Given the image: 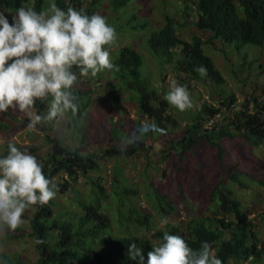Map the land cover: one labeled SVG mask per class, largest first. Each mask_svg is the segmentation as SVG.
<instances>
[{"label":"trees","instance_id":"1","mask_svg":"<svg viewBox=\"0 0 264 264\" xmlns=\"http://www.w3.org/2000/svg\"><path fill=\"white\" fill-rule=\"evenodd\" d=\"M138 0H0V12L9 10L16 14V10L23 7L33 8L37 12L48 10L52 3L62 10L73 7L83 9L84 13L91 16L105 4L114 12H125L129 7H135ZM86 4V7L83 5ZM187 6V5H186ZM192 12L195 16L192 25L203 34H208L211 40H219L225 45H236L241 48L244 45H252L264 48V0H193ZM190 13L187 14L189 18ZM11 23L12 21L9 20ZM173 19L167 18L166 23L160 29L151 32L148 37L150 50L162 58L168 64H174L176 70L191 78L199 79L201 76L194 71L198 66L207 68L209 81L214 85H222L224 78L214 66L210 57L205 54V46L208 42L199 34L193 35L189 40H184L177 35ZM114 65L119 66V71H111V78H104L97 74L95 79L102 80L106 86H112L117 92L118 87H123L135 93L138 104V112L154 122L163 130L157 136L172 135L180 129L181 135L169 137L167 146L171 151L183 156V152L190 150L199 139H205L211 147L219 151V159L222 158L223 149L219 141L231 136H241L252 146H260L264 143V105L256 98L252 100L253 110L249 105L245 109L236 111L234 120L229 119L221 125L205 128V117L215 118L224 110H231L230 103L225 99L221 103L223 108L214 109L202 107L193 115V122L182 125L169 113L167 101L156 103L155 91L141 78L138 70L143 64L142 55L130 46H123L118 52ZM79 74L78 69H73ZM115 82H112V81ZM77 84V82H76ZM79 110L76 116L69 112L67 117L70 122L78 125L83 115L91 105V92L73 86ZM220 97L226 98V96ZM51 98H49L50 101ZM49 101L39 102L35 106L38 113L46 112ZM9 116L8 112L4 113ZM54 121L44 125L45 129H51ZM138 121L135 129L141 126ZM9 128L0 122V133ZM121 130L113 124L111 137L120 140ZM153 132L147 133L143 140L120 151L119 147L108 149L104 157H132L138 152L149 148L147 139L153 137ZM50 146L46 157H37L43 165L44 173L50 179H54L58 185L59 195L72 193V184L79 176L88 178L92 183L91 195L86 200L79 199L77 204L81 208V215L70 218L66 213L54 216L56 202L51 200L47 205L35 206L29 217L30 237L36 251L39 254L37 264H140L139 260H132L128 255V247L135 243L142 249L144 264H147V254L152 247L159 243L164 232L180 235L194 250L199 249L202 242H208L223 264H245L251 260L253 264H263L264 240L259 238L254 219L244 211L243 205L231 191L223 193L225 185L220 183L210 193V204L207 208L212 216H201L180 222L178 225H169L165 230H159L152 235V239L145 233L133 234L128 227L138 229H150L153 217L148 212L136 207L129 197L134 196L130 187L124 185L125 179L121 172L115 169L112 190L108 193L100 183L93 180L89 174L98 171L99 155L84 152L80 149H70L63 146L58 140L47 137ZM182 152L179 153L181 150ZM179 151V152H178ZM103 156H101L103 158ZM61 176V178H59ZM66 176V179L64 178ZM240 174L232 172L233 182H240ZM155 209L161 214H166L173 209V205L167 197L152 193ZM112 199V203L108 201ZM111 206H115V213L109 214ZM25 217V215H24ZM71 217H73L71 215ZM264 219V214L261 215ZM113 218V220H111ZM113 225L122 228V233L116 234ZM131 227V228H132ZM14 239V235L8 234L0 239L2 247ZM37 240L43 243H36ZM12 261L9 254L0 251V264H25L18 257ZM252 257V259H249Z\"/></svg>","mask_w":264,"mask_h":264},{"label":"rangeland","instance_id":"2","mask_svg":"<svg viewBox=\"0 0 264 264\" xmlns=\"http://www.w3.org/2000/svg\"><path fill=\"white\" fill-rule=\"evenodd\" d=\"M134 4L135 7L124 10L127 13L114 12L106 4L94 12L103 16L117 33L116 43L108 48L112 62H115L123 46L128 45L139 52L143 57V64L138 72L150 88L154 89L156 103L165 100L164 96L173 79L186 86L196 107L181 112L168 104L170 115L182 127L193 122V115L204 106L223 108V99L230 103L231 110L224 107L222 113L214 119L205 117V128L224 124L229 119L234 120L236 111L244 110L246 104L252 111L254 98L264 105V48L248 44L236 48V45L228 46L219 40H211L208 34L198 31L191 23L195 16L191 10L193 0H138ZM83 7H86V4ZM0 13H4L10 21L15 15L9 10ZM188 13L191 15L189 18ZM168 17L173 19L180 38L189 40L197 33L208 42L205 54L212 59L224 78L222 85L212 84L207 77L191 78L150 50L148 37L152 31L162 28ZM98 74L108 80L112 76L111 71L107 70ZM75 87L90 91L92 98L90 107L78 125L71 123L66 115L63 119L54 121L49 130L45 129L44 125L37 126V130H30L26 127L27 118L19 112L9 110V116L0 113V122L9 126L0 133V157L7 154L9 141L37 157H46L50 151L47 137L58 140L72 150L80 149L99 155L97 160L100 169L91 172L89 176L110 193L116 175L115 169L120 170L121 177L125 179L124 185L134 192V196L129 197V200L142 212H148L153 217L150 229L132 226L128 228L133 234L145 233L151 239L153 234L165 230L169 225H178L202 215L212 216L207 210L210 193L222 183L226 189L223 193L231 191L236 195L244 211L254 219L259 238L264 240V219L261 217L264 214V143L254 147L241 136L224 138L219 141L223 149L222 158L219 159V151L200 138L198 143L183 152L180 158L178 153L171 151L167 146V141L172 135L157 136L154 133L153 137L147 139L148 151H140L132 157H104L108 149L119 147L125 136L133 134L138 121L141 124L150 121L139 114L136 95L130 90L118 87L116 92L102 80L91 75L79 77V74ZM220 93L226 98L220 97ZM113 124L118 125L121 130L120 140H113L111 137ZM180 133L181 130L178 129L172 137H178ZM181 152L182 150L179 153ZM232 172L240 174L239 183L232 181ZM64 178L66 179V176ZM72 187V193L57 194L54 198L57 204L54 216L67 213L74 220L81 215V208L76 201L88 199L92 183L88 178L79 176ZM153 192L167 197L174 210L165 215L157 211L155 201L151 197ZM108 203L111 204L112 199ZM31 210L25 213L26 223L15 232L8 233H12L14 239L5 247L0 245V251L9 254L12 261H15L14 256L25 264H37L39 259L33 238L30 237L28 219ZM112 213H115V206L110 208L109 214ZM163 218H167L168 223L161 226L160 221ZM113 229L116 234L122 233V228L113 225ZM245 264L253 263L248 260Z\"/></svg>","mask_w":264,"mask_h":264},{"label":"clouds","instance_id":"3","mask_svg":"<svg viewBox=\"0 0 264 264\" xmlns=\"http://www.w3.org/2000/svg\"><path fill=\"white\" fill-rule=\"evenodd\" d=\"M116 41L114 27L103 16H89L83 9L62 10L55 3L40 12L21 7L11 23L0 13V113L19 112L27 118L26 127L30 130L59 121L69 112L76 116L79 98L74 95L73 86L78 76L73 69L79 70V77H96L105 70L119 71L108 50ZM194 71L201 77L208 75L204 66ZM164 99L181 112L196 107L188 88L175 79ZM37 101H49L45 113L36 111ZM149 132L161 134L163 130L154 122H144L121 140L120 151L141 142ZM58 190L36 156L9 141L7 154L0 157V239L26 223V211L47 205ZM167 223V218L160 221L161 226ZM128 255L144 264L142 249L135 243L129 245ZM147 264L223 262L208 242L194 250L180 235L164 232L162 240L148 252Z\"/></svg>","mask_w":264,"mask_h":264}]
</instances>
